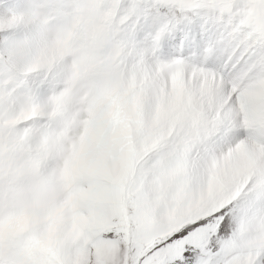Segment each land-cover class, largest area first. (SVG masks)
I'll return each instance as SVG.
<instances>
[{
  "label": "snow or ice",
  "instance_id": "6c2138e0",
  "mask_svg": "<svg viewBox=\"0 0 264 264\" xmlns=\"http://www.w3.org/2000/svg\"><path fill=\"white\" fill-rule=\"evenodd\" d=\"M0 264H264V0H0Z\"/></svg>",
  "mask_w": 264,
  "mask_h": 264
},
{
  "label": "rangeland",
  "instance_id": "374dc122",
  "mask_svg": "<svg viewBox=\"0 0 264 264\" xmlns=\"http://www.w3.org/2000/svg\"><path fill=\"white\" fill-rule=\"evenodd\" d=\"M99 10H100V3H96V4H95V9H94L95 13L99 14ZM244 91H245V93L247 94V92H248L249 90H248V89H245ZM253 143L255 144L256 142L253 141ZM258 157H259V156H258Z\"/></svg>",
  "mask_w": 264,
  "mask_h": 264
},
{
  "label": "bare ground",
  "instance_id": "6f19581e",
  "mask_svg": "<svg viewBox=\"0 0 264 264\" xmlns=\"http://www.w3.org/2000/svg\"><path fill=\"white\" fill-rule=\"evenodd\" d=\"M209 87H210V85H209ZM258 147V146H257ZM259 156V155H258ZM258 159H259V157H257Z\"/></svg>",
  "mask_w": 264,
  "mask_h": 264
}]
</instances>
